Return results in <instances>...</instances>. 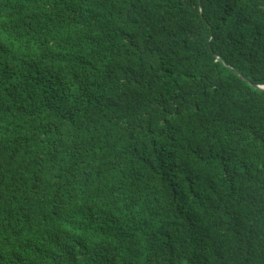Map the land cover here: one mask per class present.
Listing matches in <instances>:
<instances>
[{"label": "trees", "instance_id": "obj_1", "mask_svg": "<svg viewBox=\"0 0 264 264\" xmlns=\"http://www.w3.org/2000/svg\"><path fill=\"white\" fill-rule=\"evenodd\" d=\"M21 29L0 264H264V0H0Z\"/></svg>", "mask_w": 264, "mask_h": 264}, {"label": "clouds", "instance_id": "obj_2", "mask_svg": "<svg viewBox=\"0 0 264 264\" xmlns=\"http://www.w3.org/2000/svg\"><path fill=\"white\" fill-rule=\"evenodd\" d=\"M34 35L33 34H24V30L21 29L19 35L13 34L10 32H0V44L5 46L8 49V55L4 57L5 60L11 62V63H16L17 66H19V59L20 58H26L28 55H35L39 56L41 52L43 51L40 47V43L35 40V42H32L29 44V41H33ZM40 40H44V37L41 36ZM46 48L52 50L53 52H64L65 47H57L56 42H49L46 45ZM13 57H16L14 60ZM45 64H48L49 61L47 59L44 60ZM72 91L75 92V85L72 87ZM67 217L61 218L57 223L62 226L63 229L68 230L69 232L72 233H77L81 234V229L73 226L74 224H70L65 222ZM73 221H77L80 219L79 216H73L71 217ZM88 235H91V233H88ZM96 239H100L101 237L97 233L95 235Z\"/></svg>", "mask_w": 264, "mask_h": 264}, {"label": "water", "instance_id": "obj_3", "mask_svg": "<svg viewBox=\"0 0 264 264\" xmlns=\"http://www.w3.org/2000/svg\"><path fill=\"white\" fill-rule=\"evenodd\" d=\"M257 89L264 90V86H257Z\"/></svg>", "mask_w": 264, "mask_h": 264}]
</instances>
